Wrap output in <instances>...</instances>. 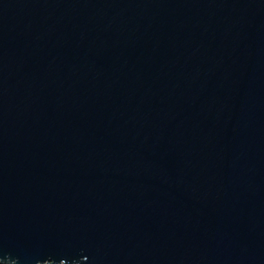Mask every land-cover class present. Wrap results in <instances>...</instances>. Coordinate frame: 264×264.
<instances>
[{
	"label": "water",
	"instance_id": "95a60500",
	"mask_svg": "<svg viewBox=\"0 0 264 264\" xmlns=\"http://www.w3.org/2000/svg\"><path fill=\"white\" fill-rule=\"evenodd\" d=\"M0 264H264V0H0Z\"/></svg>",
	"mask_w": 264,
	"mask_h": 264
}]
</instances>
